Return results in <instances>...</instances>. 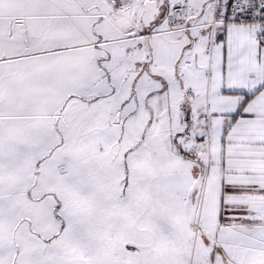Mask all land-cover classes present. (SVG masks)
<instances>
[{"label": "snow or ice", "instance_id": "1", "mask_svg": "<svg viewBox=\"0 0 264 264\" xmlns=\"http://www.w3.org/2000/svg\"><path fill=\"white\" fill-rule=\"evenodd\" d=\"M0 264H264V0H0Z\"/></svg>", "mask_w": 264, "mask_h": 264}]
</instances>
